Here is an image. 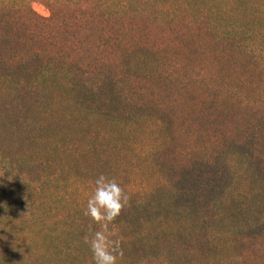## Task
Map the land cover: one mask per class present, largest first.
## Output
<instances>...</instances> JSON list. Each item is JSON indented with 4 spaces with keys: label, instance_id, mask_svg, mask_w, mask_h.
Instances as JSON below:
<instances>
[{
    "label": "rangeland",
    "instance_id": "rangeland-1",
    "mask_svg": "<svg viewBox=\"0 0 264 264\" xmlns=\"http://www.w3.org/2000/svg\"><path fill=\"white\" fill-rule=\"evenodd\" d=\"M264 264V0L0 4V264Z\"/></svg>",
    "mask_w": 264,
    "mask_h": 264
},
{
    "label": "clouds",
    "instance_id": "clouds-1",
    "mask_svg": "<svg viewBox=\"0 0 264 264\" xmlns=\"http://www.w3.org/2000/svg\"><path fill=\"white\" fill-rule=\"evenodd\" d=\"M130 197L115 178L101 174L95 180L93 194L87 200L84 215L89 217L98 230L84 237L89 245L95 264H118L124 256L122 242L110 225L121 215L129 205Z\"/></svg>",
    "mask_w": 264,
    "mask_h": 264
},
{
    "label": "trees",
    "instance_id": "trees-1",
    "mask_svg": "<svg viewBox=\"0 0 264 264\" xmlns=\"http://www.w3.org/2000/svg\"><path fill=\"white\" fill-rule=\"evenodd\" d=\"M16 0H0V4H5V3H13Z\"/></svg>",
    "mask_w": 264,
    "mask_h": 264
}]
</instances>
